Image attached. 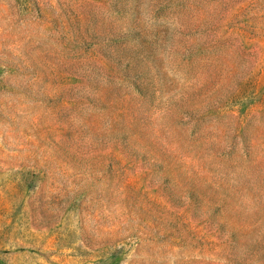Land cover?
Masks as SVG:
<instances>
[{
  "label": "rangeland",
  "instance_id": "374dc122",
  "mask_svg": "<svg viewBox=\"0 0 264 264\" xmlns=\"http://www.w3.org/2000/svg\"><path fill=\"white\" fill-rule=\"evenodd\" d=\"M0 264H264V0H0Z\"/></svg>",
  "mask_w": 264,
  "mask_h": 264
}]
</instances>
